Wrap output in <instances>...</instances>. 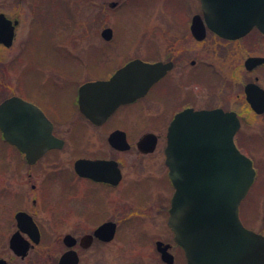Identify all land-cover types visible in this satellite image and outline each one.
I'll use <instances>...</instances> for the list:
<instances>
[{"label": "flooded vegetation", "instance_id": "1", "mask_svg": "<svg viewBox=\"0 0 264 264\" xmlns=\"http://www.w3.org/2000/svg\"><path fill=\"white\" fill-rule=\"evenodd\" d=\"M43 2L45 3V0H32L33 10L36 12L41 3L44 4ZM194 2L198 3V6L191 14L187 27L192 40L200 42L211 35L216 42H220L215 43L217 45L215 56L222 54L218 50H224V57L228 56L229 60L231 57L239 55L242 62H238V68H240L237 76L228 79L225 77L228 74L229 64L223 70L216 64L212 65L206 61L201 63L199 70L195 71V60L190 59V66H187L181 54V47L179 50L170 49L162 59L148 60L139 57L145 61H171L172 67L162 78L152 84L143 96L119 104L100 123L92 122L80 111L77 101L78 89L85 82L109 78L118 67L132 58L107 71H102V66H98L97 61L94 63L77 62L83 64L71 65L65 61L51 63L30 60L26 62V66H22L21 72L17 76L16 92L6 95L3 90H0V103L12 96H18L36 106L46 118V121L43 122H40L38 118V126L48 128L51 125L52 135L61 140V145L48 147L39 156L28 159L22 149L5 139L0 128V146L3 144L4 148H1L5 149L8 146L16 152L14 174L21 181L20 188L12 197L16 206L12 212V218H14L16 230H19L21 237L28 242L29 248L24 257L17 256L12 252L16 257L25 258L31 249L42 243H62L64 249L59 254L57 262L62 253L74 251L78 258L77 264H79L81 251L88 250L93 245H99L102 248L103 244L117 241L120 244L114 245V252L111 253V256H101V259L94 264H116L114 260L119 261V259L122 261L117 264H188L186 251L176 241L175 233L168 222L170 200L174 188L165 163L167 127L173 116L186 108L193 110L221 108L224 112L235 113L239 126L233 136L234 143L241 153L250 158L254 168V179L239 203L238 216L246 228L264 237V213L261 217L263 226L260 229H254L246 223L245 215L241 209L242 202L248 196L251 186L261 174V168L257 164L255 165L252 155V151L257 149L256 145L251 148L244 143L245 135L241 129L246 120L245 114L262 115L264 113V108L259 111L253 107L246 92L250 84L264 92V85L256 75L263 76V73L258 69L264 67V55L252 53L253 50L248 51L247 49L237 48L233 51L235 46L245 44L244 41L263 42L264 32L258 27L252 26L245 34L231 38L221 37L207 29L205 37L198 40L190 29L191 18L195 14L201 16L203 14L200 0H194ZM1 13L6 18L17 21L16 28L19 19L9 17L4 12ZM15 28L11 45L6 46L0 43L4 48H10L13 45ZM224 63L227 64V58ZM178 66L179 84H176L179 87L177 89L179 93L175 94L166 80L170 79V74ZM109 68L110 66L107 69ZM46 72L50 74L46 75ZM247 72L254 76L251 79L245 77L244 74ZM80 75L82 78L84 75L85 78L80 80ZM30 76L40 84L39 88L44 93L43 101H33L28 98L27 92H23V88L26 87V90L29 88L25 78L29 79ZM208 77L212 79L207 84L201 82L203 87L212 91L214 96L217 90L219 92L222 89L226 93V99L229 98L230 93H234V100L240 101L242 108H236L231 104L226 105L221 101L215 102L210 98L206 103L199 104L197 86L195 85L203 78L208 79ZM48 89L70 92L71 98L68 100V106L61 103L53 92H47V95L45 91ZM168 92H172L170 97H168ZM149 97L152 102H163L164 107L169 109V114H171L162 121L158 119L159 116L144 119L142 124L139 123L136 128L141 131L136 134L133 132L136 127L133 107ZM177 97H179L178 107L173 103ZM143 107L149 109L150 106L147 103ZM87 128L101 137H106L109 147L108 154L101 152L100 148H96L92 151L93 153L78 151V146L83 144ZM114 131H120V134H123L127 146L117 147L109 141V136ZM144 135H149V138L141 142ZM252 142H258L256 137L253 136ZM66 148L67 150H65ZM64 150L65 155L62 156L61 152ZM130 150L135 153L129 159L133 173L129 178H126L125 163L118 153ZM1 153L3 154V150ZM81 159L94 164L100 161L106 162V164L101 165L104 167L103 171H98L97 166H86V171L81 173L82 171L78 172L75 168L76 161ZM2 161L1 159L0 163ZM137 185H143L149 191V196L144 201L136 199L129 192ZM111 191L113 197L110 199L108 193ZM260 194L264 195V188ZM120 197L127 203L119 205ZM18 212H23L20 223L31 225L33 230L31 233L17 227L19 220L16 214ZM104 225H107L108 228L102 230L100 227ZM140 228L147 233V238L144 241L140 239ZM125 233L128 236L123 239Z\"/></svg>", "mask_w": 264, "mask_h": 264}, {"label": "water", "instance_id": "2", "mask_svg": "<svg viewBox=\"0 0 264 264\" xmlns=\"http://www.w3.org/2000/svg\"><path fill=\"white\" fill-rule=\"evenodd\" d=\"M200 3L203 17L193 15L190 24L198 40L205 37L206 28L231 38L245 34L252 26L264 32V0H200ZM16 23L0 12V43L11 45ZM100 35L109 40L112 28L104 27ZM171 67V61L133 58L109 78L80 85L78 107L92 122L100 123L119 104L143 96ZM246 92L253 107L263 110L264 92L252 84ZM38 118L40 122L46 121L36 106L18 96L0 103L3 136L22 149L28 159L39 156L48 147L61 145V140L52 135L51 125L40 128ZM238 126L234 112L186 108L177 112L167 127L165 163L174 187L168 222L176 241L186 251L188 264L264 263L263 235L244 227L238 216L239 202L254 177L250 158L239 151L233 140ZM148 138L149 135H144L141 142ZM123 140L120 131L109 136L117 147L127 146ZM104 164L81 159L76 161L75 168L81 173L86 166H97L98 171H103ZM22 214H16L17 227L31 233V225L20 223ZM8 246L20 257L29 248L19 230L10 235ZM77 262L75 252L67 251L60 255L57 264ZM0 264L8 263L0 258Z\"/></svg>", "mask_w": 264, "mask_h": 264}, {"label": "rangeland", "instance_id": "3", "mask_svg": "<svg viewBox=\"0 0 264 264\" xmlns=\"http://www.w3.org/2000/svg\"><path fill=\"white\" fill-rule=\"evenodd\" d=\"M112 1H116L113 6L110 5ZM197 6L198 3L196 4L194 0H45V3H41L35 12L32 0H0V11L9 17L19 19L15 28L13 45L10 48L0 45V90H3L6 95L16 92L17 76L20 74L22 66H26V62L30 60L51 63L65 61L71 65L83 64L77 62L94 63L97 61L96 64L102 66V71H107L133 57L148 60L162 59L170 49L179 50V47L182 49L181 54L187 66H190V59L195 60V71L199 70L201 63L206 61L212 65L216 64L223 70L229 64L228 74L225 77L228 79L237 76L240 68H238L239 55H235L229 60L228 56L224 57V50H218L222 54L215 56V49H217L215 43L220 42H216L211 35L200 42L192 40L187 27L190 16ZM106 26L113 30L109 40H104L100 36V30ZM244 43L235 46L233 51L237 48L247 49L248 51L253 50L252 53L264 55V41L256 43L254 40H250L244 41ZM225 58H227V64L224 63ZM108 66H110L109 69H107ZM258 71L263 73V76L256 75L264 85V67ZM45 74L49 75L50 73L46 72ZM24 75L27 76V74ZM244 76L251 79L254 75L247 72ZM84 78V75L83 78L81 75L79 77L80 80ZM211 79L210 77L203 78L199 81L200 83L195 85L197 86L199 104L206 103L210 98L215 102L221 101L226 105L231 104L236 108H242L241 102L234 100V93H230L229 98L226 99V93L222 89L219 92L217 90L214 96L212 91L202 86L201 82L207 84ZM25 80L29 84V88L27 90L26 87L23 88V92H27L28 98L36 102L43 101L44 93L39 88L40 84L32 76ZM166 81L169 82L175 94L179 93L177 90L179 89L177 85L179 84V66L172 71L170 79ZM45 92H53L61 103L68 106V100L71 98L70 92L51 89ZM168 93L169 95H167L170 97L172 92ZM140 103L133 107L136 124L133 132L136 134L141 131L136 128L139 123L142 124L144 119L159 116L158 119L162 121L171 114H169V109L164 107L163 102H152L150 97ZM147 103L150 106L149 109L143 107ZM173 103L178 107L179 97ZM245 115L246 120L241 132L245 135L244 143L248 147L256 145L257 149L252 151V155L255 165L257 164L261 168V174L251 186L248 196L242 202L241 209L245 215L246 223L254 229H260L263 226L261 217L264 213V195L260 194L264 188V113L262 115H253L252 113ZM253 136L259 143L252 142ZM3 146V144L0 146V160H3L0 163V257L6 258L9 264H56L59 254L64 249L62 243L36 245L23 259L16 257L8 247V238L16 230L15 221L12 218V212L16 206L12 197L20 188L21 181L14 174L16 152L8 146L3 149ZM96 148H100L101 152L108 154L109 147L106 137H101L87 128L83 144L78 146V151L93 153L92 151ZM65 150L61 152L62 156L65 155ZM134 155L132 150L118 153L125 163L126 178H129L133 173L129 159ZM129 192L133 197L142 201L149 196V191L143 185L134 186ZM111 197H113L112 191L108 193V198L111 199ZM125 203L127 201L125 202L120 197L119 205ZM139 235L142 241L147 238V233L142 228H140ZM127 236L128 234L125 233L122 238L125 239ZM119 244L117 241L103 244L102 248L99 245H93L88 250L81 251L79 264H94L101 259V256L110 257L114 252V245ZM121 261V259L114 260L116 264Z\"/></svg>", "mask_w": 264, "mask_h": 264}]
</instances>
